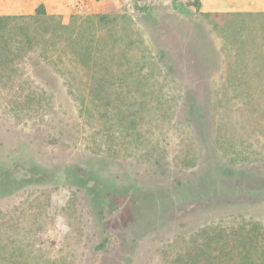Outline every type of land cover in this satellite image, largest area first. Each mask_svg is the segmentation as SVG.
Wrapping results in <instances>:
<instances>
[{
    "label": "rangeland",
    "instance_id": "rangeland-1",
    "mask_svg": "<svg viewBox=\"0 0 264 264\" xmlns=\"http://www.w3.org/2000/svg\"><path fill=\"white\" fill-rule=\"evenodd\" d=\"M105 2L73 11L61 55L35 48L0 89V245L26 264H168L205 228L253 225L264 247V134L250 113L264 15ZM104 110L139 113L125 145L109 144Z\"/></svg>",
    "mask_w": 264,
    "mask_h": 264
},
{
    "label": "trees",
    "instance_id": "trees-1",
    "mask_svg": "<svg viewBox=\"0 0 264 264\" xmlns=\"http://www.w3.org/2000/svg\"><path fill=\"white\" fill-rule=\"evenodd\" d=\"M193 2L198 6L196 0ZM212 15L221 16V14ZM60 19L59 16L47 15L43 5L36 9L34 15L0 16V89L12 91L13 85L16 87L18 76H16L15 60L22 59L28 52L35 51V48H40L42 57L46 59L51 51L61 55L64 45L66 46L69 42L67 32L70 28ZM91 93V103L101 99V92L95 88H92ZM260 97L263 102L259 103L257 108L264 104V92L260 94ZM257 108L250 112L252 123L257 124L260 133L264 134V107L259 113ZM85 114L87 121L94 123L95 115L91 112H85ZM100 115L106 124V137L110 138L109 144L125 145L124 140L127 135L137 127L135 124H138V121L135 120L138 119L139 113L116 114L104 110ZM131 116H133L132 119ZM121 120L119 124H114ZM133 136L135 138L134 133ZM127 149L125 151L128 152ZM108 151L116 155L119 153V149L114 150L109 146ZM199 233L198 238L192 239L187 248L172 255L168 264H264V252L259 250L264 247L259 237L260 230L256 226L244 225L228 230L212 227L205 228ZM24 261L26 260L20 253L8 251L6 246L0 245V264H26Z\"/></svg>",
    "mask_w": 264,
    "mask_h": 264
},
{
    "label": "crops",
    "instance_id": "crops-1",
    "mask_svg": "<svg viewBox=\"0 0 264 264\" xmlns=\"http://www.w3.org/2000/svg\"><path fill=\"white\" fill-rule=\"evenodd\" d=\"M106 0H84L94 10L103 9L108 11L109 5ZM199 12L203 14H240L246 16L264 15V0H196ZM116 4L118 0H112ZM101 3H103L101 5ZM43 5L47 15L59 16L65 23L73 13L70 0H0V16H30L34 15L36 9ZM107 9V10H106Z\"/></svg>",
    "mask_w": 264,
    "mask_h": 264
},
{
    "label": "built area",
    "instance_id": "built-area-1",
    "mask_svg": "<svg viewBox=\"0 0 264 264\" xmlns=\"http://www.w3.org/2000/svg\"><path fill=\"white\" fill-rule=\"evenodd\" d=\"M70 6L74 11L86 12L88 11V6L84 0H70Z\"/></svg>",
    "mask_w": 264,
    "mask_h": 264
}]
</instances>
